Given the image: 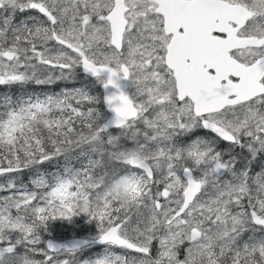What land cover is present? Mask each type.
<instances>
[{"label":"snow or ice","instance_id":"obj_1","mask_svg":"<svg viewBox=\"0 0 264 264\" xmlns=\"http://www.w3.org/2000/svg\"><path fill=\"white\" fill-rule=\"evenodd\" d=\"M0 88V264H264V0H0Z\"/></svg>","mask_w":264,"mask_h":264},{"label":"trees","instance_id":"obj_2","mask_svg":"<svg viewBox=\"0 0 264 264\" xmlns=\"http://www.w3.org/2000/svg\"><path fill=\"white\" fill-rule=\"evenodd\" d=\"M78 82L75 84L72 83H65V82H60L54 85L51 88H41L37 87L35 85H28L25 89V91L29 93H41V92H59L63 88H73V87H79L80 82L87 83L89 86L91 84H94V89L91 90L93 95H98L102 97V91H101V86L96 83L95 80H92L88 78L82 71L79 72L78 74ZM7 89L0 88V95H3L5 92H7ZM8 94L12 95L13 98H17L22 94V90L18 88H13ZM101 111L104 119L107 117V111L104 107V105H101ZM116 131H112V133H115ZM224 145V144H223ZM226 146V145H225ZM86 157H79L76 153H70L67 159H59L53 163H50L46 166V169L48 172H56V171H62L63 168L68 165L71 167H79L82 163L86 162ZM113 167H115V163L111 162ZM257 170H259V167H257ZM34 174L31 172H26L24 176L22 177L23 181L27 182ZM82 225H77V226H72L67 228L65 225L61 224L60 221L52 222L50 225V228L48 231L51 232L52 237L54 239H66V238H71V237H81V238H90L96 236L98 233V229L96 228L95 224H90L88 222H81ZM96 249H92L90 252H85V253H90L93 254ZM84 253V254H85Z\"/></svg>","mask_w":264,"mask_h":264},{"label":"rangeland","instance_id":"obj_3","mask_svg":"<svg viewBox=\"0 0 264 264\" xmlns=\"http://www.w3.org/2000/svg\"><path fill=\"white\" fill-rule=\"evenodd\" d=\"M94 87H95L94 84H91V85L89 86L90 90L94 89ZM127 90H128L129 93L134 92V89H133L132 87H129ZM105 120H107V118H106ZM119 131H120V130L116 131V132L114 133V135H118V134H119ZM257 167H259V166H257ZM55 222H56V221H55ZM81 222H83V223L87 222V218H86L85 216L77 217V218H75V221H74L73 223H67V222H62V221H60L61 224L65 225V226H66L67 228H69V229H70V227H72V226L82 225ZM42 235H43V239H44V241H47L48 238H53V237H52V234H51L50 231H46V232H44ZM53 239H54V238H53ZM57 240H60V239H57ZM87 251L90 252V251H92V249L83 250V252H87ZM99 253H101L100 250H96L93 254H90V253L82 254V257H81V258H82V259H87V258H89V257H93V256H95V255H97V254H99ZM85 255H86V257H85Z\"/></svg>","mask_w":264,"mask_h":264},{"label":"water","instance_id":"obj_4","mask_svg":"<svg viewBox=\"0 0 264 264\" xmlns=\"http://www.w3.org/2000/svg\"><path fill=\"white\" fill-rule=\"evenodd\" d=\"M87 75V74H86ZM88 77H90V76H88ZM90 78H92V79H95V78H93V77H90ZM125 83H128V82H125ZM102 90H103V96H104V94H105V92H104V89H103V87H102ZM128 91V90H127ZM105 106V108H106V110H107V112L109 113V118L108 119H111L112 117H113V113L107 108V106L106 105H104ZM112 129H116V128H112ZM111 129V130H112ZM79 239H82V238H70V239H65V240H61V241H58V240H54V239H48L47 241H52V242H54V243H58V244H68V243H70L71 241H73V240H79ZM93 246H103L102 244H99V243H96V244H94ZM88 248V247H87Z\"/></svg>","mask_w":264,"mask_h":264},{"label":"bare ground","instance_id":"obj_5","mask_svg":"<svg viewBox=\"0 0 264 264\" xmlns=\"http://www.w3.org/2000/svg\"><path fill=\"white\" fill-rule=\"evenodd\" d=\"M113 134H114V133H113ZM48 239H53V238H48ZM48 239H47V240H48Z\"/></svg>","mask_w":264,"mask_h":264}]
</instances>
